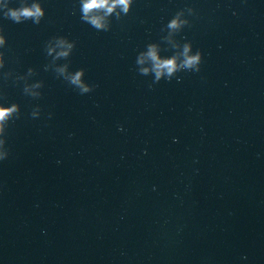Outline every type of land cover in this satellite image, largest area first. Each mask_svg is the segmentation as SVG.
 <instances>
[{
	"label": "water",
	"instance_id": "1",
	"mask_svg": "<svg viewBox=\"0 0 264 264\" xmlns=\"http://www.w3.org/2000/svg\"><path fill=\"white\" fill-rule=\"evenodd\" d=\"M36 2L39 24L3 18L19 4L0 0V103L21 113L0 161V264H264V0H132L107 30L79 0ZM58 36L67 58L47 54ZM186 42L199 72L155 81L136 63ZM37 82L38 98L23 93Z\"/></svg>",
	"mask_w": 264,
	"mask_h": 264
},
{
	"label": "clouds",
	"instance_id": "2",
	"mask_svg": "<svg viewBox=\"0 0 264 264\" xmlns=\"http://www.w3.org/2000/svg\"><path fill=\"white\" fill-rule=\"evenodd\" d=\"M79 2L81 20L90 24L97 30L102 28L107 30L105 17L113 14L117 7H119L120 11L116 12V17L119 18L121 14H127L129 12L130 5L132 4V0H79ZM18 4L19 6L9 7L6 3L4 7H6L7 10L2 14V17L10 19L14 23H21L26 20H31L34 24L40 23V20L45 14L40 3L33 0V2L29 4L25 2V0H18ZM185 10L188 16L194 14V9L192 7L177 11L167 23V28L170 33L180 32L184 26L190 23L188 17L184 16ZM101 11L103 15L99 14ZM5 39L2 30H0V48L5 45ZM73 47L74 42H69L64 36L55 38L54 47L46 45L48 55H52L55 51L54 59L69 57ZM173 47H177V45L174 44ZM3 57L4 53L0 51V68L4 66ZM145 59L152 62V70L155 72V81H159L162 74L165 75L166 80H171L179 71L199 72L202 54L199 49L193 51L192 44L186 42L183 44L180 52L169 58L161 59L157 55V47L155 45H149L147 51L137 57L136 63L143 64ZM66 68L67 65L61 66L58 72L64 76V79H66L70 85L78 89L81 94H86L93 90L95 85H90L82 79L83 69L77 70L74 74H67ZM28 71L31 73L32 69L29 68ZM140 71L142 73H147L148 69L141 68ZM177 80H179V77H177ZM151 86L152 85H149L150 88ZM40 87L41 84L39 82L33 85L25 84L23 86V93L27 96L38 98L41 93L35 91V89ZM20 115V107L17 103L12 102L8 105L0 103V161L6 159L9 155V149L6 146L7 128L10 122H14ZM30 115L33 118L39 117V105L32 109ZM49 116H51V113H49Z\"/></svg>",
	"mask_w": 264,
	"mask_h": 264
}]
</instances>
